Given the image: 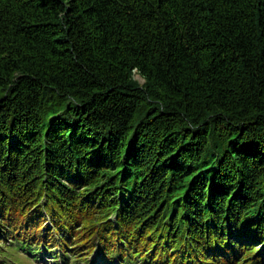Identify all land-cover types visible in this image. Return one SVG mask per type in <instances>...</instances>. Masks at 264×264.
Masks as SVG:
<instances>
[{"label": "trees", "instance_id": "16d2710c", "mask_svg": "<svg viewBox=\"0 0 264 264\" xmlns=\"http://www.w3.org/2000/svg\"><path fill=\"white\" fill-rule=\"evenodd\" d=\"M0 244L264 264V0H0Z\"/></svg>", "mask_w": 264, "mask_h": 264}, {"label": "rangeland", "instance_id": "374dc122", "mask_svg": "<svg viewBox=\"0 0 264 264\" xmlns=\"http://www.w3.org/2000/svg\"><path fill=\"white\" fill-rule=\"evenodd\" d=\"M141 83H144V80L137 75L136 77ZM0 246H2V249L0 251H2V253L6 252L7 251V247H5L4 244H0ZM84 254H81L80 255V258H83ZM2 255L0 254V259H1ZM96 257V253L95 255H91L90 258L93 259ZM9 259H10V262L7 263V264H16L18 261H20L21 263L20 264H35L32 260L30 261L26 255H22L20 253H15V254H12L10 253L9 254ZM68 262H70V264H77L74 262V259H70L68 258ZM85 261H81L79 262L78 264H86L84 263ZM2 264V262L0 263ZM42 264H66L65 262H62V260H60V263H56V260L52 259L51 255L46 257L43 261Z\"/></svg>", "mask_w": 264, "mask_h": 264}]
</instances>
